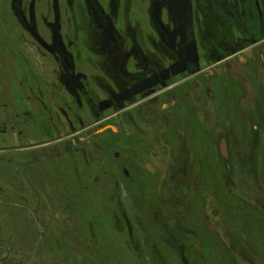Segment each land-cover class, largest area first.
Instances as JSON below:
<instances>
[{
  "label": "flooded vegetation",
  "instance_id": "flooded-vegetation-1",
  "mask_svg": "<svg viewBox=\"0 0 264 264\" xmlns=\"http://www.w3.org/2000/svg\"><path fill=\"white\" fill-rule=\"evenodd\" d=\"M263 66L264 0H0V152L27 185L28 165L62 150L80 187L109 188L121 207L119 191L146 176L157 188L204 187L205 134L226 172L241 151L216 120L214 87L225 96ZM261 100L244 116L245 157L264 132ZM115 219L135 236L125 211Z\"/></svg>",
  "mask_w": 264,
  "mask_h": 264
},
{
  "label": "rangeland",
  "instance_id": "rangeland-1",
  "mask_svg": "<svg viewBox=\"0 0 264 264\" xmlns=\"http://www.w3.org/2000/svg\"><path fill=\"white\" fill-rule=\"evenodd\" d=\"M248 76L249 87L231 82L225 96L214 87L216 120L231 136L232 150L241 151L230 158L233 172H226L207 150L211 137L205 134L199 155L204 187L157 188L146 176L119 191L121 207L110 200L109 188L80 187L71 155L62 150L30 163L27 185L9 163L11 153L0 152V264H185L184 257L189 264H264V132L251 148L255 155L245 157L250 132L244 118L253 115V99L264 96V66ZM4 144L0 137V149ZM123 211L132 218L134 237L123 231L127 221L115 219ZM177 243H186L183 253Z\"/></svg>",
  "mask_w": 264,
  "mask_h": 264
},
{
  "label": "water",
  "instance_id": "water-1",
  "mask_svg": "<svg viewBox=\"0 0 264 264\" xmlns=\"http://www.w3.org/2000/svg\"><path fill=\"white\" fill-rule=\"evenodd\" d=\"M189 46H192V48L194 49V51L196 52V50H195V44L194 43H192L191 42V45H189ZM178 67V65L177 64H175V65H173L172 66V69L175 71V68H177ZM169 70H166V72H168ZM174 73H177V70L174 72ZM164 74V73H163ZM149 80V79H148ZM151 80V79H150ZM156 84L157 82H152V81H144L143 83H142V85H139V86H142V88H144L145 86L147 87V86H151V85H154V84ZM145 87V88H146ZM134 90V93H137L138 92V89H133ZM221 150V152H222V154L224 155V157L226 158L227 157V152H226V148H225V145L223 146V148L222 149H220Z\"/></svg>",
  "mask_w": 264,
  "mask_h": 264
},
{
  "label": "trees",
  "instance_id": "trees-1",
  "mask_svg": "<svg viewBox=\"0 0 264 264\" xmlns=\"http://www.w3.org/2000/svg\"><path fill=\"white\" fill-rule=\"evenodd\" d=\"M229 252V251H228ZM230 253V252H229Z\"/></svg>",
  "mask_w": 264,
  "mask_h": 264
}]
</instances>
